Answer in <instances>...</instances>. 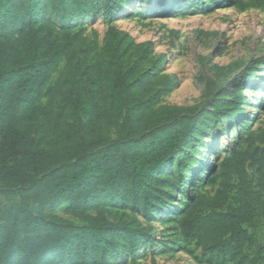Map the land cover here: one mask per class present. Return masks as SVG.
I'll return each instance as SVG.
<instances>
[{"label": "trees", "instance_id": "16d2710c", "mask_svg": "<svg viewBox=\"0 0 264 264\" xmlns=\"http://www.w3.org/2000/svg\"><path fill=\"white\" fill-rule=\"evenodd\" d=\"M122 1L0 0V179L23 186L41 173L27 189L37 211L23 202L0 205V264H55L66 256L70 264H105L118 245L135 251L148 237L135 220L114 225L99 206L90 224L59 227L45 209L54 212L77 194L88 207L131 189L126 205L150 218L168 201L172 182L166 170L174 160L191 175L199 138L243 112L248 98L241 88L253 79L254 62L237 79L233 101L219 94L212 108L154 107L157 90L149 86L152 76L145 66L152 41L137 42L110 25L101 49L68 30L61 46L53 27H35L49 7L64 27L90 13L111 21ZM232 1L240 11H264V0ZM24 22L29 26L21 59L10 35ZM63 60L67 63L44 106V93ZM234 67L217 66L221 74ZM213 89L216 83L208 79L205 94ZM35 119L38 134L48 131V142H25ZM219 177L213 195L195 191L184 203L178 218L182 238L202 250L203 260L213 255L220 264H264V243L256 233L264 225V129L247 132L225 157ZM180 181L185 184L183 176ZM152 264H159L155 257Z\"/></svg>", "mask_w": 264, "mask_h": 264}, {"label": "rangeland", "instance_id": "374dc122", "mask_svg": "<svg viewBox=\"0 0 264 264\" xmlns=\"http://www.w3.org/2000/svg\"><path fill=\"white\" fill-rule=\"evenodd\" d=\"M42 24L53 27L61 46L68 30L88 36L101 49L110 25L130 33L137 42L152 41L151 62L145 66L152 76L149 86L157 90L153 96L154 107L168 104L212 108L219 94L233 101L237 79L245 73L247 65L254 62V77L241 88L248 98L243 112L228 119L226 126L218 123L209 127L206 135L199 138L194 155L197 164L189 166L191 175L180 168L178 159L174 160L166 170L172 182L168 201L150 218L143 210L133 211L126 205L133 193L131 189L122 193L123 198L122 195L116 199L110 197L88 207L80 204L81 197L77 194L74 201L63 202L54 212L45 209L59 227L90 224L89 217L96 216L100 206L110 223L117 225L135 220L147 230V239L135 251L127 245H118L105 264H152L153 257L159 264H220L218 256L209 255V259L203 260L202 250L194 242L182 238L178 228L179 212L192 192L213 195L220 184L219 173L225 157L242 142L247 132L264 129V11L257 8L240 11L232 0H124L111 21L104 14L90 13L64 27L61 16L49 7L41 12L35 27ZM28 26V22H24L10 35L18 45L15 55L21 59L24 54L20 46ZM161 56L164 57L161 59ZM66 63L67 60H63L53 75L42 105H48L51 100ZM234 64V69L225 74L217 68ZM208 79L216 83L217 89L206 95ZM40 127L37 119L29 122L32 133L25 142L37 144L40 139L48 142L47 130L37 133ZM40 175L39 172L30 175L23 186L0 179V205L23 202L37 211L39 206L27 189ZM182 176L185 184L180 181ZM256 233L264 243V225ZM55 264L70 262L66 256L56 259Z\"/></svg>", "mask_w": 264, "mask_h": 264}]
</instances>
